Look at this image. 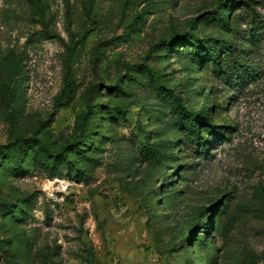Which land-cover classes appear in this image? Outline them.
<instances>
[{
    "label": "rangeland",
    "instance_id": "1",
    "mask_svg": "<svg viewBox=\"0 0 264 264\" xmlns=\"http://www.w3.org/2000/svg\"><path fill=\"white\" fill-rule=\"evenodd\" d=\"M252 17L264 0H0V264H264ZM235 56L255 74L228 84Z\"/></svg>",
    "mask_w": 264,
    "mask_h": 264
},
{
    "label": "trees",
    "instance_id": "2",
    "mask_svg": "<svg viewBox=\"0 0 264 264\" xmlns=\"http://www.w3.org/2000/svg\"><path fill=\"white\" fill-rule=\"evenodd\" d=\"M217 15L221 18V20L223 22L226 21V18H224L223 16H221V13H217ZM250 24H252L250 26V34L252 39L251 40H255V35H256V30L255 29H263L264 28V24L262 22H259L258 26L255 24L254 18L252 17L251 21H249ZM227 24V21L225 23V25ZM243 45H241L240 50H241V54H245L246 50L245 48L242 47ZM238 48L235 50V52H237V56H241L240 52ZM244 58H240L239 57H234L232 64L228 67H226V69L224 70L223 74H222V78L224 80H226V83L230 84L229 82H234V80H241L244 77H251L252 75H254L255 73H252L253 70L251 69L250 66L247 65L246 60H243ZM224 64V63H223ZM243 82V81H242ZM201 118L200 114H196V119L199 120ZM196 119L194 120L196 122ZM199 126V125H198ZM191 131L194 133H198V127L197 125H195L194 123L191 124ZM61 155L60 154H54V153H48L46 154V160L51 162L52 164L59 162Z\"/></svg>",
    "mask_w": 264,
    "mask_h": 264
}]
</instances>
